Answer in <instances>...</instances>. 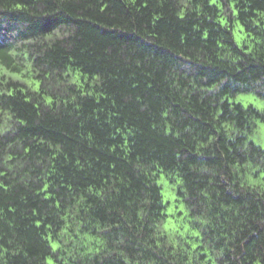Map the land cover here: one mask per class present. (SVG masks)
<instances>
[{
  "label": "trees",
  "instance_id": "obj_1",
  "mask_svg": "<svg viewBox=\"0 0 264 264\" xmlns=\"http://www.w3.org/2000/svg\"><path fill=\"white\" fill-rule=\"evenodd\" d=\"M248 92L264 0H0V264H264Z\"/></svg>",
  "mask_w": 264,
  "mask_h": 264
},
{
  "label": "rangeland",
  "instance_id": "obj_2",
  "mask_svg": "<svg viewBox=\"0 0 264 264\" xmlns=\"http://www.w3.org/2000/svg\"><path fill=\"white\" fill-rule=\"evenodd\" d=\"M233 35L235 41L241 44L244 33L242 32V28L238 22L234 23ZM229 100L240 102L244 106L252 104L259 110L264 111V99L258 97L252 92L238 93L235 96H231ZM250 137L255 143L264 146V124L262 122H258L256 130ZM161 177L162 178H160L159 183L162 187L163 200L166 203V213L168 215L164 228L171 233L183 232L188 226L184 206L182 203L175 201L176 197L174 190L167 179L164 176Z\"/></svg>",
  "mask_w": 264,
  "mask_h": 264
}]
</instances>
